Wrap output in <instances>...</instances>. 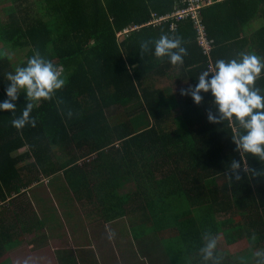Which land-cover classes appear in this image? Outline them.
<instances>
[{
  "label": "trees",
  "instance_id": "trees-1",
  "mask_svg": "<svg viewBox=\"0 0 264 264\" xmlns=\"http://www.w3.org/2000/svg\"><path fill=\"white\" fill-rule=\"evenodd\" d=\"M3 3L0 102L7 98L4 75L34 49L62 66L66 84L34 105V127L11 125L25 106L23 92L15 116L0 111V208L44 184L58 205L34 211L41 216L37 226L82 211L102 226L133 233L143 254L163 247L171 264H199L200 237L209 231L221 253V238L229 245L245 242L242 264H252L249 249H264V161L234 150V123L207 121L208 111L215 115L209 93L202 92L197 105L180 90L217 59L242 51L264 57V0H222L200 10L213 44L210 59L198 44L195 20L147 25L174 13L183 0ZM257 20L261 28L250 30ZM162 33L182 38L188 53L182 65L155 58L152 44L141 50V42ZM256 84L264 89V75ZM232 159L242 163L238 181L225 175ZM128 184L132 189L123 192ZM10 204L1 217L0 249L14 246L8 240L16 227L13 212L29 213L27 205ZM223 264L231 262L224 257Z\"/></svg>",
  "mask_w": 264,
  "mask_h": 264
},
{
  "label": "clouds",
  "instance_id": "clouds-1",
  "mask_svg": "<svg viewBox=\"0 0 264 264\" xmlns=\"http://www.w3.org/2000/svg\"><path fill=\"white\" fill-rule=\"evenodd\" d=\"M153 45L152 55L158 60L167 58L172 66H180L187 56V49L182 38L162 33L153 41H143L142 51H148ZM264 75V57L253 52H239L235 58L217 59L214 64L200 71L195 78L196 83L182 88V96L190 95L193 103L200 104L201 93H209L211 105L215 110L206 114L207 121L222 124L225 121L234 123L236 134L231 136L235 151L245 153L264 161V89L257 86L256 81ZM8 81L5 88L6 99L0 102V111L7 110L15 116V102L24 93L25 106L19 116L11 120L17 130L25 125L35 126V119L30 115L34 105L42 100L52 99L55 93L66 84V76L60 65L54 64L34 49L26 63L17 66L13 72L4 75ZM70 117L71 111L67 113ZM241 161V160H240ZM242 163L232 159L225 170L230 181L240 179L237 171ZM256 175L255 172H252ZM114 232L108 229V239ZM198 248L199 264H223V254L218 250V238L209 231L200 237ZM252 264H264V249H249Z\"/></svg>",
  "mask_w": 264,
  "mask_h": 264
},
{
  "label": "crops",
  "instance_id": "crops-1",
  "mask_svg": "<svg viewBox=\"0 0 264 264\" xmlns=\"http://www.w3.org/2000/svg\"><path fill=\"white\" fill-rule=\"evenodd\" d=\"M261 24L259 20L254 21L249 29H260ZM45 187L34 184L27 190V195L22 194L27 199L22 202L8 199L0 208V229H3L4 219L1 217L8 216L5 208L9 202L13 209L23 205L29 207V213L23 216H16L13 212L15 218L11 217L10 221L16 227L7 239L14 246L8 250L0 249V264H171L163 247L156 246L155 250L143 254L142 246L134 240L133 233L119 231L115 226H102L92 215H85L82 211H77L71 218L58 216L54 222L35 225L42 221L38 220L40 214L35 215L34 211L57 208L58 205L48 186ZM131 189L128 184L123 192ZM108 229L115 234L111 240L108 239ZM51 242L56 245L51 247ZM37 255H43L44 259L39 260Z\"/></svg>",
  "mask_w": 264,
  "mask_h": 264
},
{
  "label": "built area",
  "instance_id": "built-area-1",
  "mask_svg": "<svg viewBox=\"0 0 264 264\" xmlns=\"http://www.w3.org/2000/svg\"><path fill=\"white\" fill-rule=\"evenodd\" d=\"M219 1L222 0H183L184 5L178 8L174 13L156 18L147 25H156L165 20H173V22L179 20H185L189 18L195 20V23L197 25V33H198V44L203 54L207 55L210 59V55L213 49V44L211 40L207 39L204 26L200 23V10H202V8L206 6L212 5ZM211 66L212 64L210 65V67Z\"/></svg>",
  "mask_w": 264,
  "mask_h": 264
},
{
  "label": "rangeland",
  "instance_id": "rangeland-1",
  "mask_svg": "<svg viewBox=\"0 0 264 264\" xmlns=\"http://www.w3.org/2000/svg\"><path fill=\"white\" fill-rule=\"evenodd\" d=\"M2 3H3V0H0V5L1 6L7 5V3H3V4ZM43 181H45V183L47 185L49 184V180L46 179V180H43ZM49 245L51 247H54L56 244L53 243V242H51ZM221 251H223L222 253H223L224 257H226L227 259H229V261L231 262V264H242L244 255H246V253H248L247 252L248 251L247 250V244L245 242L238 243V244H233V245H229L222 238H221ZM37 257H38L39 260L40 259H44L43 258L44 257L43 255H41V256L37 255ZM26 262H27V260H26Z\"/></svg>",
  "mask_w": 264,
  "mask_h": 264
}]
</instances>
